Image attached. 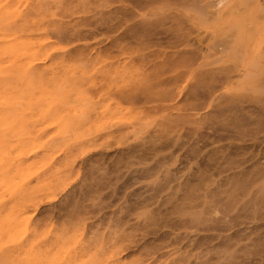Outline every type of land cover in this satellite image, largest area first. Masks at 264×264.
Wrapping results in <instances>:
<instances>
[{
    "label": "rangeland",
    "instance_id": "374dc122",
    "mask_svg": "<svg viewBox=\"0 0 264 264\" xmlns=\"http://www.w3.org/2000/svg\"><path fill=\"white\" fill-rule=\"evenodd\" d=\"M228 1L0 0V264H264V0Z\"/></svg>",
    "mask_w": 264,
    "mask_h": 264
},
{
    "label": "bare ground",
    "instance_id": "6f19581e",
    "mask_svg": "<svg viewBox=\"0 0 264 264\" xmlns=\"http://www.w3.org/2000/svg\"><path fill=\"white\" fill-rule=\"evenodd\" d=\"M213 7H214V10L209 11L208 16L210 15V16H212L213 19L219 20L222 22H224L228 19L227 16L232 11V8H233L232 2H229L228 0H218V2ZM0 50L4 54L11 53L12 57H16L18 55V52H19V45H18V43L17 44L8 43L4 46V48H0ZM244 72H245V74L248 73V71L246 69H244ZM5 161H6V154L4 153V151H2L0 149V165L5 163Z\"/></svg>",
    "mask_w": 264,
    "mask_h": 264
}]
</instances>
